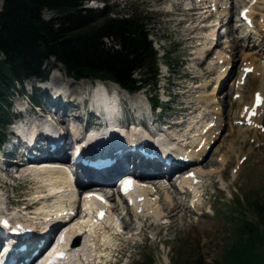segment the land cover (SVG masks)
Returning a JSON list of instances; mask_svg holds the SVG:
<instances>
[{
  "label": "bare ground",
  "instance_id": "1",
  "mask_svg": "<svg viewBox=\"0 0 264 264\" xmlns=\"http://www.w3.org/2000/svg\"><path fill=\"white\" fill-rule=\"evenodd\" d=\"M179 1L185 3L189 0H174L168 11L174 13V7L178 10V6L175 5H178ZM250 1L256 2L258 0ZM228 3V0H199L187 3L188 7L183 9L186 16L197 14L199 20L191 30V33L199 30V32H196L198 36L188 38L190 42L200 41L194 46V51L189 53L192 58L188 59L192 62L196 58L194 61H198L196 63L202 65L211 58L210 54L215 46H219L220 34L217 33L216 26L219 24L218 21L221 23V21L224 22L225 19L229 18L231 4L229 6ZM251 8L250 6L242 9H247V15L253 18ZM260 18L258 23L260 31L255 30L256 27L251 30L253 33L258 34L257 41L252 43L248 39V33H243L235 26L231 27L245 38L248 36L247 40L251 45V49H260L264 44V15ZM210 19L212 20L210 21ZM183 22V19H179L178 24H183ZM202 22L205 23L199 25ZM236 25L240 26L239 24ZM227 33L226 30L225 34L227 35ZM233 38L232 35L228 41L230 45H227L232 54H234L233 49L237 40ZM258 55L260 59L264 58L260 53ZM215 58V61L211 60L208 64L211 71L218 68L216 74L219 77L218 80H221V77L229 71L228 64L231 63L233 58L225 56L223 51H218ZM244 69H249V73L244 75ZM253 74L263 75L264 78V68L262 65L256 64L254 60H250L249 64H243L238 71L237 85H243L244 87ZM192 76L194 79L202 78L201 76H205V73L201 70ZM59 78L61 80V76L56 75L52 77L50 83L48 81L39 84L40 87L44 88L43 92L48 95V99L45 100L42 106L35 105L32 102L20 103L21 119L18 122H12L7 133V139L0 146V169L6 175L5 177H11L13 176L11 167H14V165L22 167L23 172L21 175L36 182L31 197L34 200L31 204L34 207L33 212L25 213L23 206L20 209H13L17 215L24 216L30 222L22 227L33 231L32 237L25 239L24 244L28 248H33V251L38 250L36 259L43 257L41 253L44 247L41 248L39 245L45 239L44 235L46 234L48 236L47 240H49L58 231L61 237L59 250L65 253L66 260L57 264H98V262L103 261L102 256L104 254L109 252L110 249L113 250L111 244H114L116 239L108 238L110 237V230L114 229L122 233L119 215H122L121 218L123 216L127 218L133 216L139 221L140 226L135 228L131 235H138L145 228H149L151 225H159L161 219L171 216L169 212H165L167 209L160 207L162 197L156 192L164 191L165 193L166 189L164 188L167 183H165L164 178L169 176L174 169H181L188 165V161L197 160L203 155L206 147L217 136L223 125L221 115L223 108H216L215 105L211 106L217 103L216 89H212L209 94H204L209 87V83L207 85V82H202L201 87L200 85L191 87L192 89L202 88L200 91L202 93L197 96L198 103L201 104L195 110L197 111L196 115L188 117V122L183 131L175 130L174 134L167 136L164 134H166L167 127L169 129V125L165 126L162 121L153 118L155 108L151 104L147 107L143 104H136L131 108L128 102L130 100L135 101L136 97L128 101L126 97L130 95L128 96V93L116 83L82 79L81 83L78 82L72 85L74 82L69 80L70 92H68L64 91L57 84L58 82L54 84ZM69 79L71 78L69 77ZM242 80L243 82H241ZM107 91L113 93L111 100L107 96L109 93L105 94ZM256 95L259 96V106H254ZM188 104L193 105L195 103L188 101ZM263 110L264 84H261L254 90L251 100L246 103V107H241L240 115H242L243 122H245V116L251 113L250 124L254 127L259 126L260 129L264 127ZM47 117L50 119L51 125L48 123L45 126L41 122L45 121L43 119ZM30 118H33V122L35 120L34 123H37L33 125L32 129L26 125L29 124L30 120L25 122V119ZM182 122L184 121L182 120ZM179 129L182 130V128ZM159 134L162 136L156 137L157 143L166 149L172 148V156L176 161H179V158L182 157L183 160L180 161L179 166L172 167L163 164V159L167 157V153L152 140V137ZM132 144H142L148 152L154 153L158 157L150 160L138 152L131 154L129 147ZM98 145H100L101 152L108 155L120 151L122 160H117L115 165L103 171L90 170L85 174V178H80L77 181L76 186L72 184L68 174L71 169L69 163L56 164V166L52 164V159H64L66 154L74 148H80L81 154L87 155L94 152ZM26 152L32 153L35 157L25 159ZM13 154L17 159L15 157L9 159ZM40 155H45V157H40ZM202 169L190 167L186 171L178 172L176 173L179 179L178 186L174 183L169 185V187H174L178 198H180L178 196L180 192L186 196L190 194V206H194L195 203L201 201L200 185L203 181V174H212V171ZM117 172L126 174L125 176L132 183L125 193L123 191L125 185L122 187V183L119 187L113 189L115 182L110 177ZM15 173H18V168ZM121 177L122 175L118 178ZM144 178H146V181ZM169 178L171 179V177ZM82 180L98 181L92 184L93 188L83 189V193H81L79 189L84 186V184H81ZM88 191H91V195L85 194ZM108 191L111 192L108 193ZM166 191L167 196L165 195V197L172 203V198L168 194L170 191ZM96 195L102 196L103 201H96ZM2 197L0 185V206L5 207L8 201L5 203ZM109 198L116 199V202L109 203ZM185 200L186 198L182 196L181 201L175 204L178 207L183 203L186 205ZM101 203L106 207L107 215L103 220H98L96 218L97 206ZM5 208L9 210L7 206ZM1 210L0 208V212ZM118 210H122V212H118ZM8 222L10 223L8 228L0 225V239L9 237L17 242L20 238L9 233V229L13 227L14 223L11 220H8ZM165 223L168 222L165 220ZM59 225L61 226L58 229ZM100 244H102V247H106L102 249L99 247Z\"/></svg>",
  "mask_w": 264,
  "mask_h": 264
},
{
  "label": "rangeland",
  "instance_id": "2",
  "mask_svg": "<svg viewBox=\"0 0 264 264\" xmlns=\"http://www.w3.org/2000/svg\"><path fill=\"white\" fill-rule=\"evenodd\" d=\"M193 1L199 0H189L185 3L179 1L178 5H175L178 6V10L174 7V13L168 11L174 0H105V2L93 0L91 3H85V6L93 8L102 7L104 3L117 6L114 14L137 15L148 30V38L152 41L153 48L157 52L158 80L152 86L153 89L145 87L136 93H128V96L130 95L126 97L128 101L135 97L137 99L128 102L131 108L136 104H143L147 107L154 103L155 96H157L158 104L155 107L158 108L153 110V118L162 121L166 126L170 125L168 130L170 134H174L175 130L183 131L188 117L196 115L197 111L195 110L201 104L198 103L197 96L202 93H200L202 88L192 89L191 87L202 85V82H207V85L209 83L204 94H209L212 89H216L217 105L212 104L211 106L223 108L221 114L223 125L217 136L206 147L203 155L197 160H190L188 165L177 170V173H180L190 167H197L203 168L202 170L205 171H212L210 175L203 174V181L200 185L201 201L190 206V194L186 196L180 192L178 194L180 198H178L174 187H169V185L174 183L178 186L179 179L176 173L170 174L164 178L167 183L164 189L170 191L168 194L172 198V203L165 197V195L167 196L166 190L165 193L164 191L156 193L162 197L160 207L167 209L165 212H169L171 216L161 219L159 225L145 228L138 235H131L135 228L140 226L139 221L133 216L121 218L122 215H119L122 233L114 229L110 230L108 238L116 239L114 244H111L113 250L110 249L104 254L103 261L98 264H193L197 259L204 264H214L215 262L223 264L227 260L228 250L239 241V238L241 243H247L250 228L259 231L262 242L261 244L255 242L250 246L249 259L254 264H264V225L259 220L264 208V130L259 129V126L254 127L243 122L242 115H240L241 107H246V103L251 100L256 87L264 84V78L263 75L253 74L244 87L237 85L238 71L243 64H249L250 60H254L256 64H260L264 68V58L260 59L258 55L260 53L264 57V44L261 46V50L251 49L250 43L257 41L258 34L244 30L239 19L241 9L251 6L254 27H256L255 30H259L258 23L260 17L264 15V0L256 2L228 0V5L231 4L229 18L221 23L218 21L219 24L216 26V31L220 34L219 46H215L211 51V58L202 65H198L196 63L198 61H194L196 58L193 62L188 59L192 58L189 53L194 51V46L200 43V41H188L190 36H196V32H199L198 30L191 33L193 25L199 21L197 14L186 16L183 11L188 7L187 3ZM0 2L1 6L2 0ZM52 16L53 13L49 10L43 12L45 19ZM179 19L184 20L183 24H178ZM232 26L237 27L245 34L248 33L249 38L248 36L247 38L250 43L243 35L235 32L231 28ZM226 30L228 36L225 34ZM207 33L205 34L207 35ZM232 35L237 39L233 49L234 54L230 53V48L227 46L230 45L228 41ZM106 41L109 44L111 42L110 39ZM218 51H223L225 56L233 58L228 64V69L231 71L221 77V80H218L219 77L216 74L218 68L211 71L208 64L209 61L216 60L215 54ZM201 70L205 76L194 79L192 75ZM49 71L48 79L45 82L49 81L50 83L53 76L60 75L61 80L57 79L54 84L58 82L57 84L64 91L70 92L69 80L74 82L72 85L83 81L82 79L81 81L69 79L64 67L54 60L49 63ZM246 72L249 73V71ZM134 76L138 77L139 75L136 72ZM39 84L41 82L36 81L35 78L25 80L22 87L19 85L16 91L6 98L4 109L7 112V121L4 124H7L3 128L0 126V146L7 139L10 123L16 120L15 112H18L20 103H30L31 101L42 106L48 99V95L43 92L44 88ZM166 99L168 101H165ZM188 101L195 104L190 105ZM182 120L184 122L181 123ZM262 120L264 121V110ZM12 157L17 159L14 154L9 159ZM17 168L18 173H15ZM0 171L2 200L5 203L13 202L17 205V209L28 203L31 205L34 202L31 197L36 182L21 175L22 167L16 165L11 167L13 175L11 177H5L4 172L1 169ZM116 187L117 185L114 184L113 189ZM110 192L108 191V193ZM182 196L186 198L187 207L184 203L179 207L175 204L181 201ZM108 202L113 204L116 199L109 198ZM0 208L3 209L2 206ZM32 208L34 209L33 206ZM118 212H122V210H118ZM165 220L168 223H165ZM99 247L104 249L106 246L102 247L100 244Z\"/></svg>",
  "mask_w": 264,
  "mask_h": 264
},
{
  "label": "trees",
  "instance_id": "3",
  "mask_svg": "<svg viewBox=\"0 0 264 264\" xmlns=\"http://www.w3.org/2000/svg\"><path fill=\"white\" fill-rule=\"evenodd\" d=\"M92 0H2L0 9V126L6 125L4 102L25 80L46 79L53 59L74 80H109L133 94L157 82V52L137 15L114 14L117 6L87 7ZM105 2V0H100ZM49 10L53 16L43 17ZM110 39V44L106 40ZM138 73V77L134 73ZM158 104L155 96L152 106ZM3 124V125H2ZM264 225V208L260 215ZM247 243L228 250L223 264H254L249 259L257 229ZM193 264H204L197 259ZM214 264H222L215 262Z\"/></svg>",
  "mask_w": 264,
  "mask_h": 264
},
{
  "label": "water",
  "instance_id": "4",
  "mask_svg": "<svg viewBox=\"0 0 264 264\" xmlns=\"http://www.w3.org/2000/svg\"><path fill=\"white\" fill-rule=\"evenodd\" d=\"M1 7H2V4H1ZM1 7H0V9H1ZM53 60V59H52ZM86 80H88V79H86ZM90 81H95V80H90ZM101 81V80H100ZM104 81H109V80H104Z\"/></svg>",
  "mask_w": 264,
  "mask_h": 264
}]
</instances>
